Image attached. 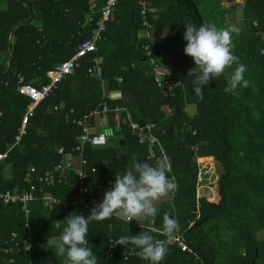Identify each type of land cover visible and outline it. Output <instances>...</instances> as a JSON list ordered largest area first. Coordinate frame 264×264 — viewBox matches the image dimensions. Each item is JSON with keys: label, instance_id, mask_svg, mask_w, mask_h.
I'll list each match as a JSON object with an SVG mask.
<instances>
[{"label": "trees", "instance_id": "16d2710c", "mask_svg": "<svg viewBox=\"0 0 264 264\" xmlns=\"http://www.w3.org/2000/svg\"><path fill=\"white\" fill-rule=\"evenodd\" d=\"M1 1L7 4L4 9ZM97 1L94 18L89 22L88 0H0V152L6 153L0 162V190H30L27 172L31 166L37 167L38 174H44L63 163L59 148L72 152L81 134V128L67 119L71 109L73 117L80 118L107 104L110 126L116 128L115 109L125 107L137 123L157 125L155 133L167 159L158 143H140L138 135L123 124L115 134L127 140L128 153L121 152L119 138L114 135L104 146L87 144L83 171L103 197L117 173L131 167L134 161L153 165L161 159L169 162L177 188L169 194L172 202L159 207L156 226L162 227L165 213L174 216L179 222L178 232L185 236L192 252L170 242L169 252L160 264H264V0H245L247 20L240 29L229 24V13L235 11L236 5L227 7L224 0H152L153 6L162 8L160 25L177 30L173 37L159 42L138 37V30L147 27L145 19H131L129 15L138 13L139 4L119 0L107 23L105 38L98 42V50L81 54L79 67L51 96L38 103L33 116L26 120V134L15 144L31 101L17 90L19 76L37 87L48 83L54 68L77 54L96 28L106 0ZM186 24L233 30L232 52L239 63L246 65L247 87L232 93L224 91L229 74L237 66L234 63L221 76L210 80L202 97L195 93L193 81L199 70L184 53ZM145 46L153 59L170 71L172 90L168 84L156 81ZM97 60L103 66L101 77L89 73ZM189 104L197 107L193 115L187 110ZM165 105L170 106L171 114L162 109ZM177 125L180 131L176 135ZM202 156H214L223 164L224 172L220 200L201 197L197 214L196 158ZM209 160L213 158L202 161ZM72 177L76 179V174ZM74 182L40 184L43 188L35 191L36 199L28 205V216L21 204L0 201V264H65V257L55 254L53 239H58L64 220L71 214L88 217L91 213L80 182ZM48 195L60 203L51 204L45 198ZM76 196L81 206L65 205ZM84 208L88 211L83 212ZM57 221L61 228L56 227ZM141 231L165 239L149 226L140 225L139 220L127 223L116 214L92 220L86 239L98 264H148L131 243L114 244L115 256L106 255L111 238L115 241ZM13 232L18 237L10 242ZM9 245L13 250L5 252L3 248ZM126 250L134 252L128 260Z\"/></svg>", "mask_w": 264, "mask_h": 264}, {"label": "clouds", "instance_id": "9594fccd", "mask_svg": "<svg viewBox=\"0 0 264 264\" xmlns=\"http://www.w3.org/2000/svg\"><path fill=\"white\" fill-rule=\"evenodd\" d=\"M184 28V53L193 59L195 68L199 70L193 81L197 95L202 97L203 88L209 85L210 80L221 76L234 63L237 66L229 74L224 91L232 93L248 86L249 81L244 76L246 65L239 63L232 52V29L210 24H186ZM176 188L174 178L168 175L166 160H158L155 165L134 161L131 167L117 173L111 188L88 217L78 213L64 220L55 244L56 256H64L65 264H98L97 255L86 239L92 220L107 219L113 214L127 223L133 219L140 221L141 218L155 217L158 214L155 202L173 193ZM162 220L165 239H157L150 232L141 231L138 235L121 236L112 243H131L139 250L137 254L142 260L148 261V264H160L180 227L178 220L168 213L163 215ZM56 227L61 228L60 221H57Z\"/></svg>", "mask_w": 264, "mask_h": 264}, {"label": "built area", "instance_id": "2783aa9c", "mask_svg": "<svg viewBox=\"0 0 264 264\" xmlns=\"http://www.w3.org/2000/svg\"><path fill=\"white\" fill-rule=\"evenodd\" d=\"M90 3V9L91 13L88 16L87 20L90 22L94 18V11L98 7V1L97 0H88ZM119 0H106L104 7L101 10V19L97 21L96 28L93 29L91 36L80 46L78 53L75 54L70 60L65 61L63 63L58 64L54 70L50 73V80L48 83L43 84L41 87H37L30 83L24 82V77L22 75L19 76V85L17 87V90L21 94H25L30 98V105L28 106L26 110L25 117L22 121L21 126L18 130V136L16 138V143H19L21 141V138L23 135L26 134V120L28 117L33 116L34 109L40 103L41 101L45 100L49 96H51L55 90L59 87V84L70 74L73 73L74 69L79 67L80 65V56L84 53L94 52L98 50V42L100 40H103L105 38L104 33L107 29V23L112 17L114 13V9L116 5L118 4ZM139 5L141 6V14L144 17L145 21L144 24L147 27H151L150 23L146 20L145 15L147 12V2L146 0H138ZM257 25V22H255ZM146 47V46H145ZM148 50L147 55L150 57L151 63L153 64V70L155 72V76L158 82H164L168 84V89H173V84H171L168 80L169 71L162 68L159 63H157L153 57L151 56V51L148 47H146ZM90 75H98L101 77L104 73L103 66L101 64L100 60L96 61V64L89 69ZM120 81H122V78H119ZM55 109H59V106H55ZM110 108L107 104H104L103 108L101 110H92L87 114H84L83 117L76 118L73 117L74 109L70 110V114L67 115V119L72 121V123H75L81 128V134L77 137V145L73 149L72 152L66 153L64 148L59 149V153L63 155L64 160L63 163H58L55 165V167L52 170H47L44 174H38V170L36 166H31L29 171L27 172V179L29 182H31V189L26 190L25 188L17 189V190H0V201L4 203H16L21 204L23 211L25 212L26 216L29 215L30 209L28 207L29 203L33 202L36 199L35 191L36 190H42L43 187H40V184L42 185H55V184H71L72 181H75L74 184L79 185L78 181L80 182L81 191L83 192V195L87 198V203L89 208L91 207V210L102 200V195L100 191L96 190L95 188V182L85 177V172L83 171V164L86 162L85 158L83 156L85 146L87 144H91L93 146H104L108 143L109 137L107 134L101 130H96L97 128L92 126L93 121L100 117H107V114L109 113ZM125 109L123 108H116L115 109V117L118 120V123L116 125V128H112L113 132H116L117 129L121 128V123H119L121 115L124 114ZM2 115V113H0ZM72 115V117H71ZM123 121L127 123L132 131V133L138 135L140 143H158L160 145V139L156 135V124L155 123H148L145 125H141L137 123L136 121H132L131 115L127 113V116L123 118ZM94 128H96L94 130ZM162 154L167 159L166 151L165 149L160 145ZM75 152L77 154H75ZM74 156H77L79 159V163L77 164L75 162ZM6 157V153L0 152V162L3 161ZM201 160V159H199ZM168 162V161H167ZM200 163V169L198 173V191H197V210L196 213L198 214L200 212L201 203L199 199L203 197L200 193V190L206 185L205 184V176L207 172H210V177L208 178V184L210 188L212 186H215L216 183L218 184V177H214V173L209 169L205 164L204 161H199ZM168 165V175L171 178H174L176 182V177L173 174L172 168L169 164ZM92 171L95 172L96 168H92ZM76 174V179L72 177V174ZM73 178V179H72ZM35 181H38L39 183L36 184ZM45 198H48L51 200V204L54 203H60V200L52 197V196H46ZM66 206H72V207H79L81 206V200L76 197H72L69 201L65 202ZM155 206L157 207V203L155 202ZM88 210L84 208L83 212H87ZM131 221H134L131 220ZM129 221V222H131ZM140 225L143 226H149L152 231L163 234V224L162 227L156 226V219L155 217L152 218L150 221V224H144L143 221H139ZM164 235V234H163ZM18 233L13 232L11 241L13 242L15 239H17ZM114 241L111 239V244L107 247L106 255L109 258H113L115 256V247L112 243ZM6 245L9 244L8 241H6ZM171 243H177L182 250L192 252L191 247L188 245L185 236L177 232L174 239L171 241ZM10 246V245H9ZM6 246L4 247L5 252H11L13 250V247ZM32 244H30V249ZM134 252L131 250L125 251V260H128L129 256L133 255ZM11 262H14V258H10ZM30 264H33L30 262Z\"/></svg>", "mask_w": 264, "mask_h": 264}, {"label": "crops", "instance_id": "0c3cea01", "mask_svg": "<svg viewBox=\"0 0 264 264\" xmlns=\"http://www.w3.org/2000/svg\"><path fill=\"white\" fill-rule=\"evenodd\" d=\"M149 1V2H148ZM152 0H147V12H146V15H145V18H146V20L150 23V25H151V27H144V28H140L139 30H138V37L139 38H143V39H149V40H151L152 42H159V41H163V40H166V39H168V38H171V37H173L176 33H177V30H175V29H173V28H171V27H163V26H161L160 25V20H159V17H160V11L162 10V8H161V6L160 5H155V6H153L150 2H151ZM134 2V4L137 2L138 3V0L136 1V0H134L133 1ZM243 2H244V0H243ZM237 3V0H224L223 1V4L225 5V6H227V7H231L232 5H234V4H236ZM139 4V3H138ZM137 4V5H138ZM5 6H7V4H6V2H3V1H1V7H2V9H4V7ZM132 7H135V6H133V5H131ZM138 7V13L137 14H135L134 16H132V15H129V17L131 18V19H136V20H138L140 17H142V15H141V6L139 5V6H137ZM137 10H136V12H137ZM147 15H148V17H147ZM143 18V17H142ZM164 25V24H163ZM239 29H240V27H239ZM101 59V58H100ZM167 70V69H166ZM169 71V70H168ZM169 76H170V71H169ZM169 76H168V78H169ZM119 78H121V77H118V81L119 82H122V81H120L119 80ZM155 78H156V76H155ZM156 81H157V79H156ZM66 100V99H65ZM123 109H125V111H124V114L123 115H121V118H120V121H119V123H121V127H122V125L124 124V125H128L127 123H125L124 121H123V118L124 117H126L127 116V113H129L130 115H131V119H132V121H135V118H134V116H133V114H132V112L128 109V108H125V107H122ZM163 110H165L168 114H170V112H168V111H171V108H170V106L169 105H165V106H163V108H162ZM187 110H188V112H189V114H191V115H193L195 112H196V110H197V107L194 105V104H189V105H187ZM114 122H115V125H117V123H118V120H117V118L116 117H114ZM93 125H94V127H98L97 129H101L102 130V128H103V126H105V125H107V126H109V127H111L110 126V122H109V114H107V117L106 116H104V117H100V118H98V119H96L95 121H93ZM92 125V126H93ZM129 126V125H128ZM96 128H94V130L96 129ZM113 128V127H112ZM111 128V129H112ZM121 129V128H120ZM120 129H117V130H120ZM115 133V132H114ZM125 139L123 136H121L120 138H119V144H120V139ZM127 141V140H126ZM121 146V145H120ZM127 148H128V145H127ZM60 149V148H59ZM59 151V150H58ZM129 151V150H128ZM121 152L122 153H128V152H123L122 151V149H121ZM76 158V159H75ZM204 158H213V160H209V161H204V164L209 168V169H211V171L215 174L214 175V177L215 176H217L218 177V179H219V174H218V171H217V167L218 166H220L221 167V165H223L221 162H219L216 158H214V156H202V157H197L196 159H197V162L199 161V159H201V161L204 159ZM74 159H75V162L78 164L79 163V159L77 158V156H74ZM104 161H106V160H104ZM199 163V162H198ZM209 163H212V164H210L209 166H208V164ZM217 166V167H216ZM224 167V166H223ZM199 169H200V164H199ZM199 172V171H198ZM223 174V173H222ZM221 179V178H220ZM218 181V180H217ZM209 182L207 181V183H206V185L201 189V190H204L205 188H208V190L210 191V193H208V195H209V198L210 199H212V198H219L217 201H219L220 200V198H221V185H220V187H219V183L217 184L216 183V186L215 187H213L212 186V189H210V187L209 186H207V184H208ZM198 191V190H197ZM201 192V191H200ZM213 200V199H212ZM172 201H171V196L170 195H167V196H164V197H162L160 200H158L156 203H157V208H158V211H159V207L162 205V204H164V203H171ZM47 205H45L47 208H51V206L48 204V203H46ZM152 218L153 217H151L150 218V220H152ZM141 221H144V218H141ZM147 225H149V224H147ZM112 239V238H111ZM53 241H55L56 242V240L55 239H53ZM46 264H55V263H52V262H49V263H46Z\"/></svg>", "mask_w": 264, "mask_h": 264}, {"label": "rangeland", "instance_id": "374dc122", "mask_svg": "<svg viewBox=\"0 0 264 264\" xmlns=\"http://www.w3.org/2000/svg\"><path fill=\"white\" fill-rule=\"evenodd\" d=\"M244 3H245V0H244V2H243V0H237V3L235 4L236 5L235 11L229 13V24L231 26L236 27L237 29H239V27H241L243 25V23L247 20V18L244 16ZM248 21H249V19H248ZM168 112H170V114H171V111H168ZM102 130L107 134L108 137H110V135H114L116 138H120L121 137V135H116L112 131L111 127H109L107 125L103 126ZM199 161H201V160H199ZM210 164H212V163H209L208 166ZM217 171H218V174L220 176L219 179H218V181H219L220 178L222 177V173L224 172L223 165H221V167L218 166L217 167ZM204 176L206 178V180H205V184H206L207 181H208V178L210 177V172H207L206 174H204ZM150 218H144L143 223L144 224H150V221H151Z\"/></svg>", "mask_w": 264, "mask_h": 264}, {"label": "water", "instance_id": "95a60500", "mask_svg": "<svg viewBox=\"0 0 264 264\" xmlns=\"http://www.w3.org/2000/svg\"><path fill=\"white\" fill-rule=\"evenodd\" d=\"M174 130H175V134L177 135L179 133V131H180V127L178 125L175 126ZM182 130L184 131L185 128H182ZM120 145H121V149H122L123 152H128L126 139H123V138L120 139ZM200 191H201L200 193H201V195L203 197H209L208 193H210V191L208 190V188H205L204 190H200Z\"/></svg>", "mask_w": 264, "mask_h": 264}, {"label": "bare ground", "instance_id": "6f19581e", "mask_svg": "<svg viewBox=\"0 0 264 264\" xmlns=\"http://www.w3.org/2000/svg\"><path fill=\"white\" fill-rule=\"evenodd\" d=\"M216 186V185H215ZM215 186H213V187H215ZM210 189H212V188H210Z\"/></svg>", "mask_w": 264, "mask_h": 264}]
</instances>
